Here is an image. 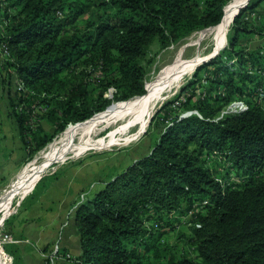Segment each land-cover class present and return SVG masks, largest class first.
Masks as SVG:
<instances>
[{
	"label": "trees",
	"instance_id": "1",
	"mask_svg": "<svg viewBox=\"0 0 264 264\" xmlns=\"http://www.w3.org/2000/svg\"><path fill=\"white\" fill-rule=\"evenodd\" d=\"M232 1L0 0L1 82L15 84L11 116L27 155L70 124L145 96L158 54L219 26ZM263 4L251 0L240 11L228 46L160 111L166 126L151 154L76 211L81 254L65 259L264 264V47L240 41ZM237 102L246 109L231 112ZM210 156L228 172L216 177ZM183 226L179 248L165 237Z\"/></svg>",
	"mask_w": 264,
	"mask_h": 264
},
{
	"label": "rangeland",
	"instance_id": "2",
	"mask_svg": "<svg viewBox=\"0 0 264 264\" xmlns=\"http://www.w3.org/2000/svg\"><path fill=\"white\" fill-rule=\"evenodd\" d=\"M250 1L247 3L249 4ZM259 8L261 17L255 22V28L252 33L250 35H241L240 39L242 44L250 51L264 47V4ZM232 22L225 29V45L221 50L218 49L220 39L217 32L213 30L216 27H213L205 31L196 32L184 39L180 44L161 51L156 58L152 80L147 85L154 83L178 59L186 62L199 58L202 62L218 51L219 53L223 51L228 46L229 37L234 35ZM2 61L3 57L0 54V64ZM196 70H186L179 74L170 86L159 94L160 101L149 112H128L116 120L110 119L99 125L88 137L75 136L67 144L68 147L57 149L55 155H52L54 157L46 156L50 146L66 136L67 129L75 126L70 124L64 133L58 134L46 148L32 158L25 152L19 138L17 125L11 116L9 100L10 97H15V84L10 85L9 83L1 82L3 78L0 76V179L2 180L0 181V222L7 216L3 226L0 227V231H9L11 229L15 234L14 239L21 242L22 240L19 239L21 231L18 232L17 228L21 230L37 227L38 225L42 226L41 224L44 221L41 222V219L43 218L44 220L47 217L45 214L47 211L43 209V213L39 212L37 215L28 213V215H23V220L21 221H17L15 218H18L21 213L23 214L26 209L32 208L36 199L42 197L48 186L57 182L53 195L50 196L52 198L47 199L48 202L56 201V199L60 198L59 193L65 191L71 194L79 191L78 201L84 198L83 202H87L105 187L107 181L114 179L116 175L122 173L133 163L150 155L166 126L165 123L158 122L157 118H159L160 111L181 94V90L193 77ZM107 96L109 99L112 98L111 93ZM117 104L122 103H113L108 108ZM232 105L228 109L235 110V106L233 108ZM187 114H184L183 117ZM44 127L52 133L53 130L47 124ZM221 162L220 156L218 159L211 156L208 158L207 165L213 169L216 177L221 176L218 172L222 169H224V173L229 170L230 166L227 165V169L226 167L223 168L224 163L222 162L223 164H221ZM35 167H40V169L37 172V178L32 184H27L26 186H17L15 184L20 173L25 170L28 171L27 176L31 179L32 169ZM232 176L234 182L237 183L239 180L238 176L236 174ZM45 207L48 209L56 206L48 204ZM12 219L15 220L13 221ZM13 224L14 227L12 226ZM14 228H16V231ZM188 233V228L183 226L165 238L171 244H178L179 248H181L185 242L183 240L179 241V238H184ZM28 243L29 245L31 244L30 240ZM11 245L14 244L5 247L6 252ZM55 249H58L59 252L53 255ZM39 253L43 259V264H65L67 259L64 257L72 258V254L61 251L59 245L55 247V242L50 244L43 252L39 251ZM13 264L21 263L16 257Z\"/></svg>",
	"mask_w": 264,
	"mask_h": 264
},
{
	"label": "crops",
	"instance_id": "3",
	"mask_svg": "<svg viewBox=\"0 0 264 264\" xmlns=\"http://www.w3.org/2000/svg\"><path fill=\"white\" fill-rule=\"evenodd\" d=\"M0 181L2 180L0 179ZM56 185L57 182L51 184L45 192H43L42 197L36 199L32 208L26 209L23 214L21 213L18 218H15L17 221H21L23 220V215H28V213H35V215H37L39 212L43 213V209L47 211L45 212L47 217L44 218V220L43 218L41 219V222L44 221L41 224L42 226L38 225L37 227L24 228L21 230L15 226L18 232L21 231L19 233L21 234L19 239L22 241H18L19 243L11 245L9 249L10 252L8 251L14 261L17 257L21 264H43L44 262L42 261L43 259L39 251L43 252L54 242L55 247L59 245L61 251L72 254V257H77L81 254L80 234L76 227L75 214L84 203V198L78 201L77 197L79 191L73 194L65 191L59 193L60 198L56 199V201L48 202L47 199L52 198L50 196L53 195V190L56 188ZM48 204H54L56 207H49L47 209L45 206ZM15 219L12 220L14 221ZM12 226L14 227V224ZM16 228H14L15 231ZM9 231L15 237L13 231L11 229ZM29 240L31 242L30 245L28 243ZM65 262V264H73L71 261L66 260Z\"/></svg>",
	"mask_w": 264,
	"mask_h": 264
},
{
	"label": "bare ground",
	"instance_id": "4",
	"mask_svg": "<svg viewBox=\"0 0 264 264\" xmlns=\"http://www.w3.org/2000/svg\"><path fill=\"white\" fill-rule=\"evenodd\" d=\"M248 1L249 0H234L225 9V16L222 23L213 29L217 32L218 38L220 39L218 43V49L221 50V48L225 45L224 42L226 27L231 21L234 20L237 12L241 9V7L246 5ZM201 63V59L199 58H195L186 62L178 59L176 63L166 69L154 83L148 86V92L145 96L135 98L126 103L114 105L108 108L106 112L92 118L91 120L71 126L69 129H67L66 136L60 138L57 142L50 146L46 156L55 155L57 149L68 147L67 144L71 142L77 135H81L83 138L88 137L99 125L107 122L110 119L116 120L118 117L128 112H149L160 101L159 94L166 90L179 74L186 70H193ZM39 169L40 167H35L32 169L33 173L31 175V179L27 176V170L22 171L23 173H20L15 184L17 186H26L27 184H32V182L37 178V172Z\"/></svg>",
	"mask_w": 264,
	"mask_h": 264
},
{
	"label": "built area",
	"instance_id": "5",
	"mask_svg": "<svg viewBox=\"0 0 264 264\" xmlns=\"http://www.w3.org/2000/svg\"><path fill=\"white\" fill-rule=\"evenodd\" d=\"M234 106H235V110H232V112H240V111H244L246 109V106L242 102L234 103V105H232V107L234 108ZM206 203L207 202H205L204 204H206ZM6 218H7V216L1 220L0 227L3 226V223L5 222ZM14 238H15L14 235L10 231H7V230L6 231H0V264H13L14 259L11 255H9L6 252L5 247L7 245H10V244H17L18 240L14 239ZM58 252H59V250L55 249L53 252V255L58 253Z\"/></svg>",
	"mask_w": 264,
	"mask_h": 264
},
{
	"label": "water",
	"instance_id": "6",
	"mask_svg": "<svg viewBox=\"0 0 264 264\" xmlns=\"http://www.w3.org/2000/svg\"><path fill=\"white\" fill-rule=\"evenodd\" d=\"M247 6H248V3H247L246 5H244L243 7H241V9L237 12V15H236V16H238V14L240 13V11H241L242 9L246 8ZM236 16H235V17H236ZM235 17H234V19H235ZM218 54H219V51H218L217 53H215L213 56L206 58L204 61H202V63H201L198 67H200L201 65H203V64H205V63L211 61L212 59H214L215 57H217ZM198 67H197V68H198ZM197 68H195V69H197Z\"/></svg>",
	"mask_w": 264,
	"mask_h": 264
},
{
	"label": "clouds",
	"instance_id": "7",
	"mask_svg": "<svg viewBox=\"0 0 264 264\" xmlns=\"http://www.w3.org/2000/svg\"><path fill=\"white\" fill-rule=\"evenodd\" d=\"M231 110V109H230ZM231 112H232V110H231ZM187 116H189V114H187L185 117H187Z\"/></svg>",
	"mask_w": 264,
	"mask_h": 264
}]
</instances>
